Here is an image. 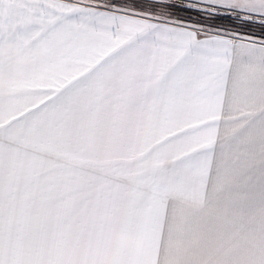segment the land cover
<instances>
[{
    "label": "snow or ice",
    "instance_id": "1",
    "mask_svg": "<svg viewBox=\"0 0 264 264\" xmlns=\"http://www.w3.org/2000/svg\"><path fill=\"white\" fill-rule=\"evenodd\" d=\"M0 264H264V0H0Z\"/></svg>",
    "mask_w": 264,
    "mask_h": 264
},
{
    "label": "rangeland",
    "instance_id": "2",
    "mask_svg": "<svg viewBox=\"0 0 264 264\" xmlns=\"http://www.w3.org/2000/svg\"><path fill=\"white\" fill-rule=\"evenodd\" d=\"M228 20V22L219 21L218 23H220L224 28L239 32L241 34H255L256 36H260L261 29L258 24H254L251 27H248L246 25H242L240 21H234L232 19Z\"/></svg>",
    "mask_w": 264,
    "mask_h": 264
},
{
    "label": "trees",
    "instance_id": "3",
    "mask_svg": "<svg viewBox=\"0 0 264 264\" xmlns=\"http://www.w3.org/2000/svg\"><path fill=\"white\" fill-rule=\"evenodd\" d=\"M227 20H228V19H225V20H221V21H224V22H228L229 20H228V21H227Z\"/></svg>",
    "mask_w": 264,
    "mask_h": 264
}]
</instances>
